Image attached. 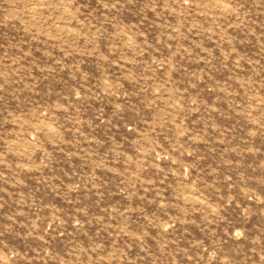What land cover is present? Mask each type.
Listing matches in <instances>:
<instances>
[{
  "label": "rangeland",
  "instance_id": "1",
  "mask_svg": "<svg viewBox=\"0 0 264 264\" xmlns=\"http://www.w3.org/2000/svg\"><path fill=\"white\" fill-rule=\"evenodd\" d=\"M0 264H264V0H0Z\"/></svg>",
  "mask_w": 264,
  "mask_h": 264
}]
</instances>
